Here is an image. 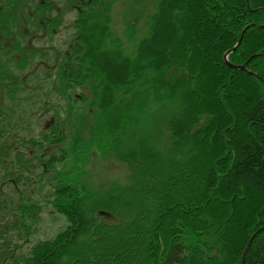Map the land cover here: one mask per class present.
<instances>
[{"label": "trees", "instance_id": "obj_1", "mask_svg": "<svg viewBox=\"0 0 264 264\" xmlns=\"http://www.w3.org/2000/svg\"><path fill=\"white\" fill-rule=\"evenodd\" d=\"M70 1L72 40L30 71L18 11L41 3L49 39L61 18L0 0V264H264V0H151L126 40L108 1ZM93 152L128 184L89 187Z\"/></svg>", "mask_w": 264, "mask_h": 264}, {"label": "rangeland", "instance_id": "obj_2", "mask_svg": "<svg viewBox=\"0 0 264 264\" xmlns=\"http://www.w3.org/2000/svg\"><path fill=\"white\" fill-rule=\"evenodd\" d=\"M108 1L110 7V17L111 25L113 30L121 36L123 39L126 38L125 29L127 23L136 27L134 29V38L139 39L144 34V19L146 14L151 11V0H142L140 3L138 0H106ZM48 4V10L46 11L45 18H51L53 16H58L61 18V24L57 28V31L54 33V36L50 39L46 37V33H43L41 29L43 27L39 26V23L42 21V16L39 17L36 13L35 4L41 3H31L27 2L23 5L18 13V25L19 34L24 33L23 36L15 39L12 37L7 43H15V41L20 42L21 49L17 52L13 51V57L19 62L22 58H27L29 60L28 69L35 71L44 69L49 64H53L54 56L52 55L53 47L60 46L64 48L70 40H72L73 29V20L75 18V9L74 4L70 0H45ZM51 8V9H50ZM28 17H34L36 26L32 29H35L31 32L29 27H33V22L29 23L27 21ZM37 15V18H35ZM26 17V18H25ZM133 23V24H132ZM172 24V23H171ZM26 31L31 32V36L27 37ZM18 38V37H17ZM126 40V39H125ZM9 48H12L9 47ZM39 50V51H38ZM38 51V52H37ZM42 51L45 60L40 58L39 52ZM1 53V50H0ZM1 56V55H0ZM18 67V65H17ZM103 68V66L101 65ZM29 71V72H30ZM47 120V118L45 119ZM43 120L41 123H43ZM47 121H45L46 123ZM82 135L85 136V130H82ZM118 182L122 185H127L129 182V171L127 166L112 157H103L100 154L93 152L90 155V163L88 164V172L86 176V182L89 187L93 188L95 191L112 182ZM64 220L56 212L51 209H45L40 223H39V237H52L55 232L62 228Z\"/></svg>", "mask_w": 264, "mask_h": 264}, {"label": "water", "instance_id": "obj_3", "mask_svg": "<svg viewBox=\"0 0 264 264\" xmlns=\"http://www.w3.org/2000/svg\"><path fill=\"white\" fill-rule=\"evenodd\" d=\"M243 32H244V31H243ZM242 35H243V33L240 35V37H239V39L237 40V42L235 43V45H234L231 49H229L228 51H226V53L224 54V58H223L224 61H225V63H226V65H228L229 67L233 68L234 70H235V69L244 70V66H236V65L231 64V63L229 62L227 56H228V54H229L230 52H232V51H234V50L236 49V47L238 46V44L240 43V41H241V39H242ZM247 72L251 74V72H249V71H247ZM252 74H253V73H252ZM253 75L255 76V74H253Z\"/></svg>", "mask_w": 264, "mask_h": 264}]
</instances>
